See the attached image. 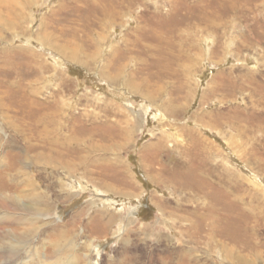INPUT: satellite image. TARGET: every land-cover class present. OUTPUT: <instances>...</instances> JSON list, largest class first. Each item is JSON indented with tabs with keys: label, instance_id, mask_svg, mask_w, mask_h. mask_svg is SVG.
Returning <instances> with one entry per match:
<instances>
[{
	"label": "rangeland",
	"instance_id": "rangeland-1",
	"mask_svg": "<svg viewBox=\"0 0 264 264\" xmlns=\"http://www.w3.org/2000/svg\"><path fill=\"white\" fill-rule=\"evenodd\" d=\"M0 264H264V0H0Z\"/></svg>",
	"mask_w": 264,
	"mask_h": 264
}]
</instances>
